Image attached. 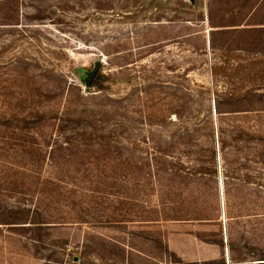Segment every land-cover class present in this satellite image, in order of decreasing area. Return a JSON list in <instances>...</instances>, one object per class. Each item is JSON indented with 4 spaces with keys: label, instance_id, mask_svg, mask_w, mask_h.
<instances>
[{
    "label": "rangeland",
    "instance_id": "1",
    "mask_svg": "<svg viewBox=\"0 0 264 264\" xmlns=\"http://www.w3.org/2000/svg\"><path fill=\"white\" fill-rule=\"evenodd\" d=\"M263 258L264 0H0V264Z\"/></svg>",
    "mask_w": 264,
    "mask_h": 264
},
{
    "label": "trees",
    "instance_id": "2",
    "mask_svg": "<svg viewBox=\"0 0 264 264\" xmlns=\"http://www.w3.org/2000/svg\"><path fill=\"white\" fill-rule=\"evenodd\" d=\"M105 77L101 75V72L95 77V79L92 81L90 88H96L97 91L103 90V83H104ZM169 220L168 218L164 219V221ZM142 220L137 221H118L114 224H127L128 222H141ZM108 222V221H107ZM145 222V221H142ZM76 224H90L85 218L80 217L76 222ZM99 224H104L102 222H99ZM44 224H41L39 226H43ZM166 253H169L168 249H164ZM264 261V258L262 259Z\"/></svg>",
    "mask_w": 264,
    "mask_h": 264
},
{
    "label": "water",
    "instance_id": "3",
    "mask_svg": "<svg viewBox=\"0 0 264 264\" xmlns=\"http://www.w3.org/2000/svg\"><path fill=\"white\" fill-rule=\"evenodd\" d=\"M100 66H101V63H96L93 71L88 73L87 78H86V86L88 88L91 86L92 81L95 79L96 75L98 74Z\"/></svg>",
    "mask_w": 264,
    "mask_h": 264
}]
</instances>
